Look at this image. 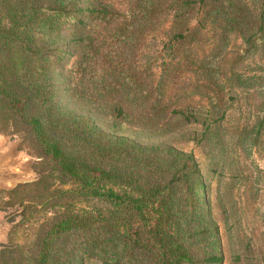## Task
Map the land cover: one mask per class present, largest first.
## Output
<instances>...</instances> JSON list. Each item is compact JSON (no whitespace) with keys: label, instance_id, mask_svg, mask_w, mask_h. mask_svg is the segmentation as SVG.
I'll list each match as a JSON object with an SVG mask.
<instances>
[{"label":"rangeland","instance_id":"374dc122","mask_svg":"<svg viewBox=\"0 0 264 264\" xmlns=\"http://www.w3.org/2000/svg\"><path fill=\"white\" fill-rule=\"evenodd\" d=\"M234 1L243 6L238 21L209 12L208 5L198 3L188 11L185 25L192 29L185 31L183 38L175 39L172 34L185 25L170 31V16L165 15L134 24L124 40L114 28L135 11V0H102L118 15L95 26L92 33L99 48L90 62L96 67L97 77L104 65L115 67L108 81L128 83L127 107L139 117L129 118L117 130L105 118L108 114L88 111L68 96L63 76L71 56L65 54L63 68L51 63L48 81L59 105L70 113L89 117L104 131L141 144L163 143L190 153L200 169L204 199L209 198L208 224L215 221L218 225L222 258L217 264H264V35L247 51L241 36V31L250 27V20L257 21L261 11L264 14V0ZM57 3L70 14L75 9L71 0ZM78 3L81 8L87 5L82 0ZM56 11L54 0H0V21L6 25L14 23L16 15L24 14L23 21L28 16L44 17ZM48 25L45 30L34 28V34L37 44L44 45L39 51L50 58L56 42L48 41ZM83 44L78 45L73 59ZM33 48L31 64L38 58ZM106 51L110 52L109 59L103 57ZM25 57L19 40L0 51V67L8 79L22 77ZM16 83L14 88L24 92L21 81ZM110 95L119 98L122 91ZM27 103L28 110L34 112L35 100ZM173 109L195 114L201 121L206 119L205 123L187 122L183 116L171 114ZM207 123L210 126L204 132ZM0 148L16 164L15 179L9 185L0 184V264H29L40 235L64 212L66 204H70L69 209H77L97 207V203L80 194L62 192L73 184L60 174L29 127L1 97ZM72 238H65L64 243H71ZM77 255L84 256L80 264H102L87 253Z\"/></svg>","mask_w":264,"mask_h":264},{"label":"trees","instance_id":"16d2710c","mask_svg":"<svg viewBox=\"0 0 264 264\" xmlns=\"http://www.w3.org/2000/svg\"><path fill=\"white\" fill-rule=\"evenodd\" d=\"M71 1L75 7L72 14L54 0L57 11L53 14L28 16L23 21L24 14L16 15L9 25L0 21V51L19 40L26 52L22 77L16 80L21 81L24 92L14 88L18 83L8 79L0 67V97L29 127L41 151L60 174L73 184L62 192L80 194L97 203V207L77 209H69L70 204H66L64 212L51 220L40 235L29 264H80L84 256L77 254L82 252L102 264L219 263L222 255L218 249V225L215 221L208 224L209 198L204 199L200 169L190 153L172 145L141 144L106 132L89 117L70 113L55 101L48 81L51 63L63 68L68 54L71 62L63 78L74 103L84 105L88 111L108 114L105 118L114 130L129 118H139L127 107L128 83L108 81L115 67L104 65L97 77L96 67L90 62L99 48L92 33L95 26L116 19L117 11L102 0H82L87 2L85 8L78 7L79 0ZM198 3H205L209 12L222 14L229 21L243 16V6L234 0H135V11L124 16L126 20L117 23L114 31L125 40L134 24L165 15L170 16L169 28L173 31L175 26L186 24L188 11ZM2 16L0 13V19ZM249 22L250 27L241 31L246 51L264 35L262 11L257 21ZM46 23L51 33L48 41L56 42V51L50 58L39 51L44 45L37 44L34 34V28L45 30ZM191 29L185 25L173 31L172 37L179 40ZM81 42L82 49L73 59ZM33 46L38 58L31 64ZM103 57L109 59L110 52ZM120 91L119 98L110 95ZM29 99L36 102L34 112L28 110ZM171 114L203 125L206 120L201 121L195 114L185 115L182 109H173ZM209 126L207 123L204 132ZM64 236L73 237L70 242L75 245L70 247L69 240L64 243Z\"/></svg>","mask_w":264,"mask_h":264},{"label":"water","instance_id":"95a60500","mask_svg":"<svg viewBox=\"0 0 264 264\" xmlns=\"http://www.w3.org/2000/svg\"><path fill=\"white\" fill-rule=\"evenodd\" d=\"M15 171L16 164L6 156L4 149L0 148V184L9 185L15 179Z\"/></svg>","mask_w":264,"mask_h":264}]
</instances>
